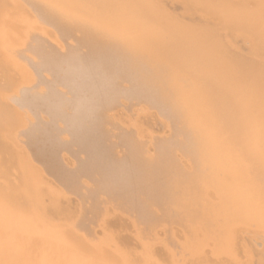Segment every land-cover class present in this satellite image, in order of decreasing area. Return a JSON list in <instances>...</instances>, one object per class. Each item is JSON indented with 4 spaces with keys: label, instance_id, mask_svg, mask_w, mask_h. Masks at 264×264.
I'll return each instance as SVG.
<instances>
[{
    "label": "bare ground",
    "instance_id": "obj_1",
    "mask_svg": "<svg viewBox=\"0 0 264 264\" xmlns=\"http://www.w3.org/2000/svg\"><path fill=\"white\" fill-rule=\"evenodd\" d=\"M0 264H264V0H0Z\"/></svg>",
    "mask_w": 264,
    "mask_h": 264
}]
</instances>
